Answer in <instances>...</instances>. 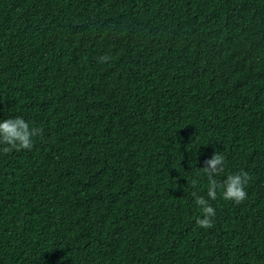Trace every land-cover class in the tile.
Returning <instances> with one entry per match:
<instances>
[{
	"label": "trees",
	"instance_id": "obj_1",
	"mask_svg": "<svg viewBox=\"0 0 264 264\" xmlns=\"http://www.w3.org/2000/svg\"><path fill=\"white\" fill-rule=\"evenodd\" d=\"M15 117L42 132L0 152V264H264V0H0ZM214 150L251 179L205 229Z\"/></svg>",
	"mask_w": 264,
	"mask_h": 264
},
{
	"label": "clouds",
	"instance_id": "obj_2",
	"mask_svg": "<svg viewBox=\"0 0 264 264\" xmlns=\"http://www.w3.org/2000/svg\"><path fill=\"white\" fill-rule=\"evenodd\" d=\"M108 56L101 57V62H106ZM42 129L30 126L21 117L7 118L0 121V152L5 154L16 150H31L34 143V137H37ZM225 157L219 152H213L210 159L205 161L199 171L207 176V197L192 193L195 198L194 203L199 207L201 216L196 219V225L200 228H211L212 219L215 216V209L210 205L209 200L217 198V191L220 190L222 198L232 201L236 204L241 203L247 196L245 190L251 177L245 171L235 174H228L222 183H218L215 177L223 173L225 168ZM195 184V182H194Z\"/></svg>",
	"mask_w": 264,
	"mask_h": 264
}]
</instances>
